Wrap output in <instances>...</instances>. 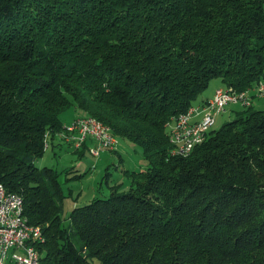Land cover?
Instances as JSON below:
<instances>
[{
    "label": "trees",
    "instance_id": "obj_1",
    "mask_svg": "<svg viewBox=\"0 0 264 264\" xmlns=\"http://www.w3.org/2000/svg\"><path fill=\"white\" fill-rule=\"evenodd\" d=\"M217 78L264 81V0H0V182L44 264H264V109L173 152L170 121ZM80 115L147 166L67 225L61 172L37 160Z\"/></svg>",
    "mask_w": 264,
    "mask_h": 264
},
{
    "label": "rangeland",
    "instance_id": "obj_2",
    "mask_svg": "<svg viewBox=\"0 0 264 264\" xmlns=\"http://www.w3.org/2000/svg\"><path fill=\"white\" fill-rule=\"evenodd\" d=\"M219 86H222L219 78L212 80L209 87L200 94L195 103H199L203 98L212 95ZM252 104L255 109H264V96H254L248 106ZM228 107L239 111L247 107V105L245 106L240 102L229 104L226 110L217 116V121L214 125L215 128H220L225 122L231 121L236 117L237 113L227 110ZM72 121L73 119L68 123L71 124ZM120 142L122 144L126 143L123 140H120L119 144ZM132 145L135 146L134 144ZM109 150L112 151L113 149ZM71 151L72 149H69L68 146L61 151H53L51 148H48L46 153L37 160V165L40 168L52 167L61 172L60 181L62 182V188L66 195V198L61 204V211L67 225H70L69 217L73 208L87 204L89 199H93L96 196L108 197L111 194V189L108 187V184L115 185L117 182H125V184H128L129 180L123 175L124 169H138L136 166L139 165L137 164H142L141 166L144 168L147 164L142 149L137 146L130 152L125 153L123 160L118 152L102 153L101 151L100 155H95L90 150H86L85 154L78 155V153H72ZM108 168H110L109 183L106 177ZM139 168L141 169V167ZM76 241L82 247L81 240L78 238ZM91 261L93 264H103L97 257H92Z\"/></svg>",
    "mask_w": 264,
    "mask_h": 264
},
{
    "label": "built area",
    "instance_id": "obj_3",
    "mask_svg": "<svg viewBox=\"0 0 264 264\" xmlns=\"http://www.w3.org/2000/svg\"><path fill=\"white\" fill-rule=\"evenodd\" d=\"M264 85L260 83L256 87V93H249V88L237 90L232 87L220 86L215 90L214 95L204 103L194 104L188 109V114H179L173 117L176 125V133L173 140L179 143L184 142V134H190L195 128H202L203 138H207L210 131H206V124H209L215 110H219L222 102H227L228 98L239 95H246L247 98L262 96ZM70 127H76L74 141H64L76 148L82 147L92 140L93 145L90 151L95 155H100L103 149H97V142H104L105 146L119 147L118 138H111L110 135H103L97 131L95 123L87 122V117L80 115L73 119ZM195 143H190V146ZM17 208H19V196L16 192H10L6 186L0 182V264L6 263L10 258L15 264H37L35 258L29 255L30 238H37L33 231L28 230L26 225L18 224ZM26 217V215H25ZM11 250L12 253H11Z\"/></svg>",
    "mask_w": 264,
    "mask_h": 264
},
{
    "label": "bare ground",
    "instance_id": "obj_4",
    "mask_svg": "<svg viewBox=\"0 0 264 264\" xmlns=\"http://www.w3.org/2000/svg\"><path fill=\"white\" fill-rule=\"evenodd\" d=\"M263 83V82H262ZM264 85V83H263ZM256 93V87L250 88L249 93ZM264 96V94L262 95ZM253 100V98H247L246 101V95H239L233 98H228L227 102H222L220 109L215 110L213 117L210 118L209 124H206V131H211L214 128V125L217 121V115L223 111L226 110L227 106L234 102H240L243 105H249L250 102ZM184 114H188V111ZM84 117H87V122L89 123H95L97 125V131L102 132L103 135H110L111 138H116L114 133H112L110 126L105 124L104 122L98 120L97 118L93 116L85 115ZM169 133H170V139L172 144H174L175 148L173 149V152L175 154L187 156L189 155L193 148L197 145L202 143L206 138H203V130L202 128H195L190 131V134H184V142L179 143L177 140H173L172 136L176 133V125H174V119L170 121L169 123ZM75 134H76V127H70L69 125L66 127V132L61 133V137L63 141H74L75 140ZM190 143H195L190 146ZM97 149L101 148H107V149H116L114 146H105L104 142H97ZM19 196V208H17V216H18V224L19 225H26L28 230L33 231L34 234L38 236V239H42V230L40 226H34L31 225L25 217V203L24 198L21 194L17 193ZM37 240V238H30V247H29V255L35 258V261L37 264H44L41 258V255L39 251L37 250V247L35 244H33V241Z\"/></svg>",
    "mask_w": 264,
    "mask_h": 264
},
{
    "label": "crops",
    "instance_id": "obj_5",
    "mask_svg": "<svg viewBox=\"0 0 264 264\" xmlns=\"http://www.w3.org/2000/svg\"><path fill=\"white\" fill-rule=\"evenodd\" d=\"M223 86V85H222ZM220 87V86H219ZM218 88V87H217ZM216 88V89H217ZM215 93V92H214ZM214 93L212 94V95H210V96H207V97H205V98H203L199 103H195V104H197V105H199V104H201V103H204L205 101H207L209 98H211L213 95H214ZM227 110H231V111H234L235 113L237 112V111H235L234 109H231V107H228V109ZM219 115V114H218ZM217 115V116H218ZM70 120H68L66 123H68ZM216 124V123H215ZM68 126V125H67ZM214 128H215V126H214ZM91 145H93V141L92 140H90V141H88V143H87V145H84V146H82V147H80V148H76V147H74V146H72V145H69V144H66V143H64V141L60 138V135H56V137L54 138V139H52L51 140V143H50V146L48 147L49 149L51 148L53 151H61V150H64L65 148H66V146H68L69 147V149H72V153L73 152H75V153H78V155H80V154H85V152H86V150H90V147H91ZM98 145V144H97ZM97 148H98V146H97ZM135 148V146H133L132 144H130V143H128V142H126L125 144H122L121 142H120V144H119V147L117 148V149H113L112 151L111 150H109V149H105V148H101V149H103L102 150V153L103 152H109V153H112V152H118L119 153V155H120V157H121V159L123 160V158H124V154L125 153H127V152H130L132 149H134ZM81 152H83V153H81ZM137 165H139V166H136L138 169H140L139 167H141V169L142 170H144L145 168H146V166H147V164L144 166V168H143V166H141L142 164H137ZM109 169L110 168H108L107 169V173H106V177H107V182L109 183V181H110V175H109ZM129 169H124L123 170V175L129 180V177L127 176V171H128ZM112 186L113 185H111V184H108V187L111 189L112 188ZM65 199V198H64ZM64 199H63V201H64ZM89 200H91V199H89ZM63 201H60V205L63 203ZM12 251L13 250H11V253H12ZM4 264H15L14 263V261H13V259L12 258H10V259H8L7 261H6V263H4Z\"/></svg>",
    "mask_w": 264,
    "mask_h": 264
}]
</instances>
